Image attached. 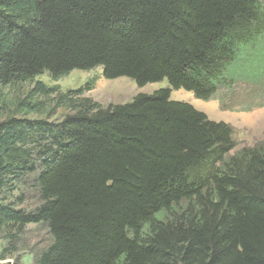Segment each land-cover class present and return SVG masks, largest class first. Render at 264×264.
Listing matches in <instances>:
<instances>
[{"label": "trees", "instance_id": "16d2710c", "mask_svg": "<svg viewBox=\"0 0 264 264\" xmlns=\"http://www.w3.org/2000/svg\"><path fill=\"white\" fill-rule=\"evenodd\" d=\"M97 69L170 88L107 108L6 92ZM174 90L264 107V0H0V232L46 224L36 264H264V140L234 152V128ZM32 175L42 204L18 209Z\"/></svg>", "mask_w": 264, "mask_h": 264}, {"label": "rangeland", "instance_id": "374dc122", "mask_svg": "<svg viewBox=\"0 0 264 264\" xmlns=\"http://www.w3.org/2000/svg\"><path fill=\"white\" fill-rule=\"evenodd\" d=\"M38 81L50 87L59 86L63 93L83 89L85 90L84 97L91 98L104 108L126 104L140 94L150 95L160 89L170 88L166 80L161 83L148 84L142 88L129 78L109 81L103 78L102 70L97 69L90 72L74 71L59 81H54L48 74H45L37 77L33 83H27L11 90L7 89L6 92L15 97H23ZM90 82L93 86H88ZM171 99L188 102L197 110L204 112L211 120L231 125L235 130L237 141V148L234 152L244 147L255 146L264 140V107L246 112L223 110L217 99L198 100L192 93L184 90L172 91ZM64 113V110L59 111L52 120L61 118ZM31 117L39 118L36 115ZM8 201L18 209L33 211L38 208L42 200L37 175L29 176L18 190L8 195ZM52 244L53 236L46 224H30L22 230L7 229L0 232V259L1 257L7 259L3 263L36 264L42 253Z\"/></svg>", "mask_w": 264, "mask_h": 264}]
</instances>
